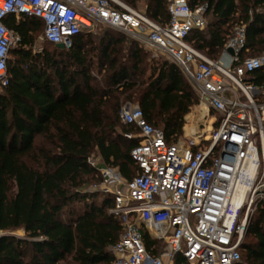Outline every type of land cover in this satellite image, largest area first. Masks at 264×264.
Returning a JSON list of instances; mask_svg holds the SVG:
<instances>
[{
  "label": "trees",
  "instance_id": "obj_1",
  "mask_svg": "<svg viewBox=\"0 0 264 264\" xmlns=\"http://www.w3.org/2000/svg\"><path fill=\"white\" fill-rule=\"evenodd\" d=\"M146 5L161 24L170 20L169 0H123ZM206 5V26L187 41L217 59L237 27L246 28L241 58L264 53V0H188ZM5 24L20 39L10 49L9 84L0 91V264H114L109 247L123 232L112 209L114 196L87 189L102 180L89 158L97 152L126 179L138 171L131 157L138 130L121 121L125 101L137 102L146 120L161 128L168 143L184 134L185 117L198 98L178 66L148 53L121 33L105 30L75 36L70 47L36 51L44 23L35 16L9 14ZM94 45V46H93ZM95 51V52H93ZM91 52L95 54H91ZM96 71V72H95ZM247 80L264 85V69ZM161 240L145 235L159 254ZM239 264H264V200L249 217ZM176 264H188L181 255Z\"/></svg>",
  "mask_w": 264,
  "mask_h": 264
},
{
  "label": "built area",
  "instance_id": "obj_2",
  "mask_svg": "<svg viewBox=\"0 0 264 264\" xmlns=\"http://www.w3.org/2000/svg\"><path fill=\"white\" fill-rule=\"evenodd\" d=\"M206 5L169 0L170 20L161 24L123 0H0V91L9 84L10 49L20 37L4 22L9 14L29 15L44 23L42 39L72 45L75 36L99 24L114 29L175 63L198 102L186 115L184 140L168 143L138 104L125 103L119 115L134 124L138 138L131 157L137 173L126 179L101 156L89 162L102 180L92 189L114 196L112 212L123 232L109 249L114 264H239L249 217L264 188V85L247 80L264 69V53L241 58L246 28L239 26L217 59L187 41L206 26ZM229 50H232L230 52ZM201 121L195 125L190 120ZM165 243L154 254L145 235Z\"/></svg>",
  "mask_w": 264,
  "mask_h": 264
},
{
  "label": "rangeland",
  "instance_id": "obj_3",
  "mask_svg": "<svg viewBox=\"0 0 264 264\" xmlns=\"http://www.w3.org/2000/svg\"><path fill=\"white\" fill-rule=\"evenodd\" d=\"M136 9H141V10H146V5H145V3L142 1V2H140L139 4H138V6L137 7H135ZM105 30H110V31H113L114 33H119L118 31H116V30H114V29H111V28H109V27H106V26H104V25H102V24H99L97 27H96V29L94 30V34H95V43L94 44H98L99 43V41H100V36L102 35V33L105 31ZM99 36V37H98ZM130 39V38H129ZM131 40V39H130ZM47 45H49L47 42H45L42 38H39L38 40H37V42H36V45H35V47H36V51H41L45 46H47ZM94 46V45H93ZM143 48H144V50L148 53V60H150V61H161V60H163L164 58H166L165 56H162V55H159V56H157V55H154L150 50H148L147 48H145L144 46H142ZM93 52H95V51H93ZM93 52H91V54H95V53H93ZM96 72V71H95ZM133 103V104H138L137 102H133V101H125L123 104H125V103ZM192 111H193V108L190 110V112L188 113V114H190V113H192ZM187 114V115H188ZM195 114H193V115H190V120H191V122H193L195 125H199L200 123H201V121H199V120H197L196 118H194L193 119V116H194ZM184 140V134H183V136L182 137H180L179 139H178V141H183ZM100 155L99 154H97V152H94L93 154H92V157H95V158H97V157H99ZM95 183H91L90 185H88V186H86L85 188H87V189H91V188H93V187H95ZM258 198H262L263 200H264V188H263V191H262V193L261 194H259L258 195ZM252 214V213H251ZM3 233H8V234H14V235H17V236H24V231L23 230H21V229H19V230H15V231H11V232H2V231H0V234H3ZM160 248H162V250H164V247H165V243L164 242H160Z\"/></svg>",
  "mask_w": 264,
  "mask_h": 264
},
{
  "label": "water",
  "instance_id": "obj_4",
  "mask_svg": "<svg viewBox=\"0 0 264 264\" xmlns=\"http://www.w3.org/2000/svg\"><path fill=\"white\" fill-rule=\"evenodd\" d=\"M57 45V47L58 48H65L66 46H65V44H63V43H59V44H56ZM230 52H232V50H229ZM0 235H2V234H0Z\"/></svg>",
  "mask_w": 264,
  "mask_h": 264
}]
</instances>
